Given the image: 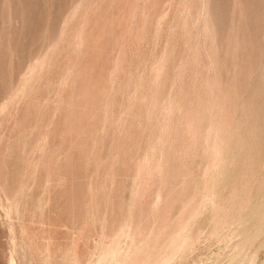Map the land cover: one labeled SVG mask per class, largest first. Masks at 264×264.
<instances>
[{"label": "rangeland", "instance_id": "obj_1", "mask_svg": "<svg viewBox=\"0 0 264 264\" xmlns=\"http://www.w3.org/2000/svg\"><path fill=\"white\" fill-rule=\"evenodd\" d=\"M161 263L264 264V0H0V264Z\"/></svg>", "mask_w": 264, "mask_h": 264}, {"label": "bare ground", "instance_id": "obj_2", "mask_svg": "<svg viewBox=\"0 0 264 264\" xmlns=\"http://www.w3.org/2000/svg\"><path fill=\"white\" fill-rule=\"evenodd\" d=\"M157 203V202H156ZM187 237V236H186ZM183 238V237H182ZM172 253V252H171ZM162 264V263H161Z\"/></svg>", "mask_w": 264, "mask_h": 264}]
</instances>
